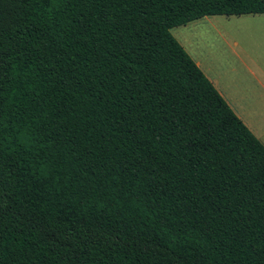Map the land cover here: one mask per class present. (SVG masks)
Masks as SVG:
<instances>
[{
    "label": "trees",
    "instance_id": "1",
    "mask_svg": "<svg viewBox=\"0 0 264 264\" xmlns=\"http://www.w3.org/2000/svg\"><path fill=\"white\" fill-rule=\"evenodd\" d=\"M264 0H0V264H264V145L175 27Z\"/></svg>",
    "mask_w": 264,
    "mask_h": 264
},
{
    "label": "crops",
    "instance_id": "2",
    "mask_svg": "<svg viewBox=\"0 0 264 264\" xmlns=\"http://www.w3.org/2000/svg\"><path fill=\"white\" fill-rule=\"evenodd\" d=\"M236 17H238L237 21L244 24L241 25V29L243 27L242 31L247 32L248 38H251L253 33L256 34V38L264 34V14ZM212 20L204 17L175 27L178 31L175 37L235 114L264 145V60L251 59L245 51H239V43L227 41V37L224 36L226 29L219 27L220 25L216 24L218 22ZM256 21L259 23H255ZM198 26L200 28L191 29ZM205 30L206 32L215 30L217 36L225 41L223 43V46H226L225 54L218 52L220 42H217L216 38L206 40L208 35L204 33ZM194 31H197V37H201L206 49L202 50L198 45L192 48V43H189V33L192 32L194 36ZM214 39L216 42H213ZM256 44L259 48H264L262 41Z\"/></svg>",
    "mask_w": 264,
    "mask_h": 264
},
{
    "label": "rangeland",
    "instance_id": "3",
    "mask_svg": "<svg viewBox=\"0 0 264 264\" xmlns=\"http://www.w3.org/2000/svg\"><path fill=\"white\" fill-rule=\"evenodd\" d=\"M206 18H211V19H213L212 21H217L218 23H216V24L220 25L219 27L226 29V31L224 32V36L227 37L226 40L230 41V42L239 43V46H240V48L238 49L239 51H245V53L248 54L251 59H258L259 58L258 60H264V55H261L262 53H264V48L263 47L259 48L258 45L256 44V43H258V41H262L264 43V34L258 36L259 38H256V34L253 33L250 36L251 38H248L247 32L242 31L243 27L241 29V25H244V24L240 23V21H237L238 17H236V16H209ZM206 22H202V23H206ZM255 23H259V22L256 21ZM197 28H200V26L193 27L191 29H197ZM176 30H177L176 28L171 30V33L174 37L178 32ZM204 33L208 35L207 39L205 38L206 40H209L211 38H216L217 39L216 41L220 42V45H219L220 51H218V52L221 54H225L226 46H223V43L225 41H222L221 37L217 36L216 31L212 30L211 32L210 31L206 32V30H205ZM189 34H190L189 35L190 36L189 43H192L191 44L192 48H195L196 45H198L202 50L207 48L206 46H204V43H202L203 41L201 40V37H197L198 36L197 31L193 32L194 36H192V32H190ZM211 35H213V36L210 37ZM177 41L180 43L179 40H177ZM216 41L214 39L213 42H216Z\"/></svg>",
    "mask_w": 264,
    "mask_h": 264
}]
</instances>
